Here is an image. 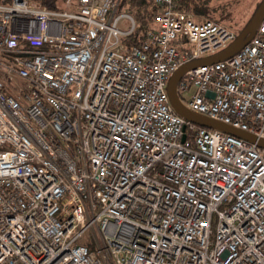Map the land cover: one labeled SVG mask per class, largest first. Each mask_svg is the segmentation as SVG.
Wrapping results in <instances>:
<instances>
[{
  "label": "built area",
  "instance_id": "1",
  "mask_svg": "<svg viewBox=\"0 0 264 264\" xmlns=\"http://www.w3.org/2000/svg\"><path fill=\"white\" fill-rule=\"evenodd\" d=\"M155 1L129 47L119 0H0V264H264V13L176 83L186 108L249 140L167 93L236 32Z\"/></svg>",
  "mask_w": 264,
  "mask_h": 264
},
{
  "label": "water",
  "instance_id": "2",
  "mask_svg": "<svg viewBox=\"0 0 264 264\" xmlns=\"http://www.w3.org/2000/svg\"><path fill=\"white\" fill-rule=\"evenodd\" d=\"M264 13V0H261L258 4L256 10L254 11L253 15L249 19V21L245 24V26L240 30V32L236 35L234 40L230 42L225 48L222 50L209 55L204 56L192 61H189L182 66H180L176 71L173 72L171 75L168 85H167V93L169 96L170 103L174 110L182 115L183 117L206 127L210 128H216L221 131H225L228 133H232L244 138H247L249 140H254V136L249 135L248 133L239 130L237 128L231 127L229 125L223 124L219 121L213 120L211 118H208L206 116L197 114L188 108H186L178 99L177 93H176V83L182 73L186 71L187 69L194 67L199 64H205V63H211L214 61H218L221 59H224L233 53H235L238 49L241 48V46L246 43L254 34L255 29ZM258 143L260 145H264V139H258Z\"/></svg>",
  "mask_w": 264,
  "mask_h": 264
},
{
  "label": "trees",
  "instance_id": "3",
  "mask_svg": "<svg viewBox=\"0 0 264 264\" xmlns=\"http://www.w3.org/2000/svg\"><path fill=\"white\" fill-rule=\"evenodd\" d=\"M44 8L50 9H66L68 4L64 6L55 5V0H35ZM75 1V0H73ZM175 4V7L196 16H205L208 14V3L211 0H172ZM261 1V0H260ZM73 2H70V4ZM260 2H258L259 4ZM258 4H256L253 12L247 18L246 22L243 24L241 29L245 26V24L249 21L254 11L256 10ZM159 3L155 0H119L118 10L128 12L134 19L135 28L134 31L123 37L124 42L129 45L137 44L142 37L145 36L146 32L155 28L156 23L154 22V15L159 10ZM194 18V17H193ZM195 19V18H194ZM204 19V18H203ZM205 19H213L210 17H205ZM197 20V19H196ZM202 20V19H200ZM216 21H220L217 19H213ZM230 26V25H229ZM240 29V30H241ZM237 31L236 34H238Z\"/></svg>",
  "mask_w": 264,
  "mask_h": 264
},
{
  "label": "rangeland",
  "instance_id": "4",
  "mask_svg": "<svg viewBox=\"0 0 264 264\" xmlns=\"http://www.w3.org/2000/svg\"><path fill=\"white\" fill-rule=\"evenodd\" d=\"M72 1L73 0H55V5H69ZM258 2H260V0H211L208 3V8H206V10H208L207 15H192L197 20L203 19L205 17L220 20V23L237 32L246 22L247 18L253 12ZM120 24H124L126 27H128L130 22L126 18H122L120 20ZM188 46L191 48L192 45L189 44Z\"/></svg>",
  "mask_w": 264,
  "mask_h": 264
},
{
  "label": "crops",
  "instance_id": "5",
  "mask_svg": "<svg viewBox=\"0 0 264 264\" xmlns=\"http://www.w3.org/2000/svg\"><path fill=\"white\" fill-rule=\"evenodd\" d=\"M73 3L72 4H69L68 6H67V8H74L75 7V4H74V1H72Z\"/></svg>",
  "mask_w": 264,
  "mask_h": 264
}]
</instances>
